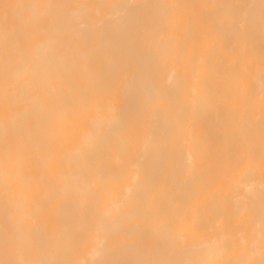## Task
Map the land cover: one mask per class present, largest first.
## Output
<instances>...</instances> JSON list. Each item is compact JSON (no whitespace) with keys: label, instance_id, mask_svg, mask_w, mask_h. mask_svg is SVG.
Segmentation results:
<instances>
[{"label":"bare ground","instance_id":"bare-ground-1","mask_svg":"<svg viewBox=\"0 0 264 264\" xmlns=\"http://www.w3.org/2000/svg\"><path fill=\"white\" fill-rule=\"evenodd\" d=\"M16 73L0 260L264 264L262 0H0Z\"/></svg>","mask_w":264,"mask_h":264},{"label":"snow or ice","instance_id":"snow-or-ice-1","mask_svg":"<svg viewBox=\"0 0 264 264\" xmlns=\"http://www.w3.org/2000/svg\"><path fill=\"white\" fill-rule=\"evenodd\" d=\"M264 3V0H262ZM52 5L50 4H31L29 8L35 9H44L45 14L48 9H50ZM7 35V33H6ZM7 45L5 48L7 49ZM10 55V53H9ZM26 73H16L13 77L14 83L4 90L2 96H0V104L3 105L4 112H5V128L12 123L14 120V112L12 111L17 103L16 94L13 90L15 84H18L21 79L24 77ZM19 153L18 149L13 145L11 141H6L2 151H0V176L3 177L5 182L4 187L5 191L9 190L8 182L13 178L12 172V164L18 160ZM86 238H81V242H84ZM11 241H6L8 246H11ZM0 264H47V262L42 260H28V261H10V260H0ZM71 264H103L102 261L98 260H77L72 261ZM140 264H161V262H154V261H142ZM199 264H213V262L205 260L199 262ZM239 264H244V262H239Z\"/></svg>","mask_w":264,"mask_h":264}]
</instances>
